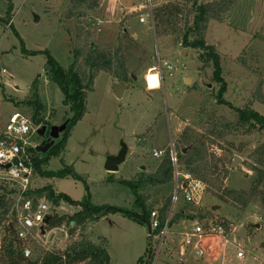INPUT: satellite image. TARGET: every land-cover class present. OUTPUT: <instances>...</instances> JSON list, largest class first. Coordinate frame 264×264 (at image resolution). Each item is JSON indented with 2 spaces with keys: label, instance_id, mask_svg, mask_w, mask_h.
Returning <instances> with one entry per match:
<instances>
[{
  "label": "rangeland",
  "instance_id": "rangeland-1",
  "mask_svg": "<svg viewBox=\"0 0 264 264\" xmlns=\"http://www.w3.org/2000/svg\"><path fill=\"white\" fill-rule=\"evenodd\" d=\"M123 1L103 0L96 11H87L79 18L87 21L82 25L78 18L67 17L70 0H11V26L0 23V136L11 116L19 113L32 128L29 147L38 146L50 139L53 127L65 126L72 117L69 107L63 104L64 94L46 72V56H26L24 49L48 51L60 67L67 69L73 61L77 28L82 26L91 33L96 46L121 43L128 72L121 98L116 96L121 87L117 79L107 73L96 77L87 95L86 113L72 129L65 151L44 167L59 171L68 166L83 179H47L32 174L27 189L52 186L75 201L88 197L94 206L132 210L134 195L119 180H132L143 169L153 174L161 160L153 157V151L167 150L170 142L175 146L186 126L203 133L200 125L209 113L235 121L236 109L247 106L259 84L263 102L254 101L252 108L264 116V0H238L221 21L211 22L207 30L206 43L214 46L220 57V76L226 85L223 104L217 100L221 86L214 79V65L205 66L198 51L181 47L172 37L155 36L152 10L166 1L132 0L135 8L123 7ZM172 1L191 5L214 0ZM8 5L7 0H0V18L6 15ZM161 62L171 68L162 67L160 80ZM38 77L37 98L44 106L40 126L33 122L34 109L26 105L34 98L33 83ZM227 140L235 147L244 145L242 153L223 152L218 147H212L210 152L222 158L229 169L226 187L249 191L255 174L244 163L264 144V132L249 136L240 132ZM234 156L243 163L230 168ZM112 164H116L117 171L109 173L107 168ZM111 177L116 181H110ZM0 187V193L15 190L12 196L19 199V184L0 181ZM172 192L173 182L148 188V205L160 208ZM179 199L174 214L182 210L185 216L195 219L172 225L162 242H151L147 227L120 214L103 216L83 234L95 244L105 240L110 264H137L150 242L152 264H264V211L253 205L244 209L225 205L209 193L202 195L198 206L185 203L181 195ZM46 203L53 214H73L78 210L65 203L59 207ZM195 220L202 227L221 221H228L231 227L223 235L199 239L192 237ZM3 234L2 230L0 243ZM32 234L26 242L31 259H37L46 251L65 250L81 233L70 236L67 229L60 228L45 235L34 229ZM187 240L190 244H186ZM239 252L243 254L240 258Z\"/></svg>",
  "mask_w": 264,
  "mask_h": 264
},
{
  "label": "trees",
  "instance_id": "trees-1",
  "mask_svg": "<svg viewBox=\"0 0 264 264\" xmlns=\"http://www.w3.org/2000/svg\"><path fill=\"white\" fill-rule=\"evenodd\" d=\"M103 0H70L67 17L78 18L79 24L83 25L80 17H84L87 11H96ZM164 4L156 6L152 10L151 17L154 24L155 36H169L181 47L193 49L199 52V59L205 66L214 65V79L220 84L221 89L217 95L218 103H226L223 93L226 85L220 76V57L214 46L206 43V34L209 25L213 21H221L233 8L238 0H214L208 3L195 1L187 3L165 0ZM8 9L6 15L0 18V23L11 26L13 8L11 0H7ZM26 56L45 55L49 70L46 72L52 82L56 83L64 94L63 104L69 107L72 117L67 121L62 138L44 154L36 152L33 148H27L30 160L27 165L32 168V174L47 179H65L72 177L76 180L83 178L76 174L70 167L64 166L59 171H47V167L53 158L61 157L65 151L70 133L75 125L82 120L86 113V99L93 90L94 81L100 73H107L119 82L128 79L126 60L121 43L117 46H96L91 41V33L80 26L76 31V43L73 50V61L67 69H63L54 60L48 51H29L24 49ZM245 65L244 60H240ZM39 77L33 83L34 98L26 105L34 109L33 122L36 126L42 124L41 114L44 106L37 98V84ZM262 86L256 89L253 99L244 109H236V120L229 121L224 117H218L213 113L206 116V121L200 125L201 133L191 126H186L175 148L184 169L191 173L195 179L205 186V192L225 205L247 208L250 205L264 211V144L259 146L250 156L249 162L244 163L249 171L255 174L253 185L249 191L228 189L225 185L228 179L229 169L222 158L211 153L212 147H218L223 152L236 151L242 153L244 145H235L227 138L241 132L249 136L264 132V116L255 111L252 106L254 101L263 102ZM12 100H10L11 102ZM17 104V103H15ZM184 150H186L184 152ZM132 180H119L121 184L129 187L134 195L132 210L114 208L109 206H94L89 198L83 201H75L64 193L56 192L52 186H44L20 193L23 200L29 199L36 203L39 200L49 202L52 206L59 207L62 203L69 204L78 209L73 214L49 213L48 222L42 230L47 233L56 229L65 228L68 234L73 236L76 232L81 234L65 250L46 251L40 258L31 259L25 257L24 251L27 242L18 237L16 228V214L13 198L15 190L0 193V232L4 234L0 243V264H110L105 240L100 239L98 244L93 243L85 234L87 227L103 216L120 214L128 220L148 228L150 231L151 213L157 210L159 213V227L153 232L158 237L164 229L165 221L171 207V198H168L163 206L154 209L148 202L150 196L145 194L148 188L167 186L173 181V166L169 156H164L153 174H146L143 170ZM110 181H116L113 177ZM86 190L88 186L84 182ZM3 189L0 187V190ZM190 217V218H188ZM191 219L193 216H185L180 210L170 219L168 228L177 224L180 220ZM225 232L231 224L228 221L219 222ZM151 242L153 240L149 239ZM149 243L146 252L137 261V264H152L154 252L152 243Z\"/></svg>",
  "mask_w": 264,
  "mask_h": 264
},
{
  "label": "built area",
  "instance_id": "built-area-1",
  "mask_svg": "<svg viewBox=\"0 0 264 264\" xmlns=\"http://www.w3.org/2000/svg\"><path fill=\"white\" fill-rule=\"evenodd\" d=\"M162 67L171 68L165 62L159 65L160 80L162 79ZM32 128L27 119L22 117L19 113L11 116L7 123L3 134L0 136V181H11L20 185V193L27 191L29 186V176L32 175V168L27 165L30 156L27 153V148H30L27 140L32 134ZM35 145L31 148L35 149ZM168 155L169 160L173 166V192L171 196V207L165 221L164 229L158 237L153 236V232L159 227V213L154 210L151 213L150 231L148 238L151 240H163L168 231V224L173 217L176 205L179 203V196L181 195L183 201L187 204L195 206L200 205L202 195L205 192V186L194 176L184 169V166L179 160L178 153L175 146L170 142L167 150L153 151V157L162 159ZM17 162L16 165L14 163ZM9 166V167H8ZM14 210L17 221L18 237L24 241L33 236L34 229L42 231L45 225V219L50 213V207L44 200H39L36 203L33 200H23L20 196L16 199ZM225 232L224 227L219 223L208 222L206 227H202L198 222L195 223L192 237L197 236L199 239L207 235H223ZM186 240V239H184ZM190 244V240L186 241ZM25 257L31 256V250L26 248L24 251ZM240 258L243 256L241 252L237 254Z\"/></svg>",
  "mask_w": 264,
  "mask_h": 264
},
{
  "label": "water",
  "instance_id": "water-1",
  "mask_svg": "<svg viewBox=\"0 0 264 264\" xmlns=\"http://www.w3.org/2000/svg\"><path fill=\"white\" fill-rule=\"evenodd\" d=\"M121 5L125 8H131L133 6V1L132 0H125L123 2H121ZM87 21L83 20V25H86ZM49 70V68H48ZM51 81V79H50ZM190 82H188L187 80V85H189ZM120 88L117 89L116 91V96L118 98H121L122 92L124 91V87L122 86V84H120ZM65 126L62 127H53L50 133V139L46 140L45 142H42L40 145L36 146L35 150L36 152L40 153V154H44L46 153L48 150H50L54 144H55V140L59 139L60 134L65 130ZM45 130H43L44 133ZM186 150H184L185 152ZM243 163L242 159L239 158L238 156H234L233 157V161L231 162L230 168H234V167H238L239 165H241ZM17 162L14 163V165H16ZM9 167V166H8ZM107 171L109 173L112 172H116L117 171V167L116 164H112L109 165L107 168ZM144 171V169H143ZM218 208H214L213 210H217ZM48 222V217L45 219V224ZM42 234L45 235V232L42 230ZM54 239V236L51 237V241Z\"/></svg>",
  "mask_w": 264,
  "mask_h": 264
},
{
  "label": "crops",
  "instance_id": "crops-1",
  "mask_svg": "<svg viewBox=\"0 0 264 264\" xmlns=\"http://www.w3.org/2000/svg\"><path fill=\"white\" fill-rule=\"evenodd\" d=\"M132 8H135V7H132ZM123 83V84H122ZM120 84H122V86L123 85H125V83L124 82H119V86H120ZM125 89V88H124ZM198 221L197 220H195V223H197ZM182 242H184V238L182 239ZM182 251V253H183V249L181 250ZM180 251V252H181Z\"/></svg>",
  "mask_w": 264,
  "mask_h": 264
}]
</instances>
